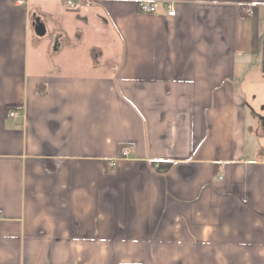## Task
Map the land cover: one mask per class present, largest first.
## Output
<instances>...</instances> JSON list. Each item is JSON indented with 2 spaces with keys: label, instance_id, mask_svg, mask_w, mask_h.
I'll use <instances>...</instances> for the list:
<instances>
[{
  "label": "crops",
  "instance_id": "obj_1",
  "mask_svg": "<svg viewBox=\"0 0 264 264\" xmlns=\"http://www.w3.org/2000/svg\"><path fill=\"white\" fill-rule=\"evenodd\" d=\"M18 1L0 264H264V0Z\"/></svg>",
  "mask_w": 264,
  "mask_h": 264
},
{
  "label": "built area",
  "instance_id": "obj_2",
  "mask_svg": "<svg viewBox=\"0 0 264 264\" xmlns=\"http://www.w3.org/2000/svg\"><path fill=\"white\" fill-rule=\"evenodd\" d=\"M94 1H96V0H65V6L67 9H70V10H78L82 7H90L92 5V3H94ZM18 4L23 5L24 1L19 0ZM140 7L144 13L154 14V13H156V11L158 9V4L157 3L142 2L140 4ZM168 8H169L168 15L170 17L176 16L175 9L172 6H168ZM246 14L249 16H252L253 11L251 9H248V10H246ZM9 117L15 120L19 117V112L18 111H11V112H9ZM128 156H129V149L123 148L121 150V158H127ZM115 165L116 164L114 162H112L109 166L110 169H113L115 167Z\"/></svg>",
  "mask_w": 264,
  "mask_h": 264
},
{
  "label": "rangeland",
  "instance_id": "obj_3",
  "mask_svg": "<svg viewBox=\"0 0 264 264\" xmlns=\"http://www.w3.org/2000/svg\"><path fill=\"white\" fill-rule=\"evenodd\" d=\"M66 63V62H65ZM110 64H112V62H109V61H107V64H105V65H103L102 66V68H101V70L105 73V71H107V69H111L110 68ZM263 99V101H264V98H262ZM264 106V104H260V106L257 108V113H261L263 110V107Z\"/></svg>",
  "mask_w": 264,
  "mask_h": 264
},
{
  "label": "water",
  "instance_id": "obj_4",
  "mask_svg": "<svg viewBox=\"0 0 264 264\" xmlns=\"http://www.w3.org/2000/svg\"><path fill=\"white\" fill-rule=\"evenodd\" d=\"M36 32L39 35H44V33H45L43 27L40 24H38V26L36 27Z\"/></svg>",
  "mask_w": 264,
  "mask_h": 264
}]
</instances>
